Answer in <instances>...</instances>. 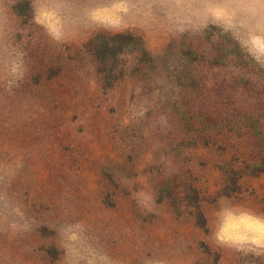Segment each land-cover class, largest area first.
<instances>
[{"label":"rangeland","instance_id":"rangeland-1","mask_svg":"<svg viewBox=\"0 0 264 264\" xmlns=\"http://www.w3.org/2000/svg\"><path fill=\"white\" fill-rule=\"evenodd\" d=\"M226 213L264 220V0H0V264H264Z\"/></svg>","mask_w":264,"mask_h":264},{"label":"clouds","instance_id":"clouds-1","mask_svg":"<svg viewBox=\"0 0 264 264\" xmlns=\"http://www.w3.org/2000/svg\"><path fill=\"white\" fill-rule=\"evenodd\" d=\"M255 229L264 238V220L250 217L246 214L233 215L226 213L221 226V238L233 237L238 240L245 239V231Z\"/></svg>","mask_w":264,"mask_h":264},{"label":"trees","instance_id":"trees-1","mask_svg":"<svg viewBox=\"0 0 264 264\" xmlns=\"http://www.w3.org/2000/svg\"><path fill=\"white\" fill-rule=\"evenodd\" d=\"M117 39L114 40L112 38H104L101 40V46L104 48V54L102 56H107V55H113L115 54V52L117 50H119L121 48V45L126 42H131L134 44H138V46L140 45V48L142 50V52L145 54V49L141 43V41L139 40V38L131 35V34H124V33H118L116 35ZM100 52V51H99Z\"/></svg>","mask_w":264,"mask_h":264}]
</instances>
